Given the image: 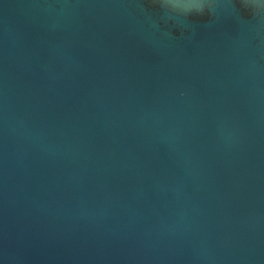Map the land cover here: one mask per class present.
Here are the masks:
<instances>
[{"label": "water", "instance_id": "1", "mask_svg": "<svg viewBox=\"0 0 264 264\" xmlns=\"http://www.w3.org/2000/svg\"><path fill=\"white\" fill-rule=\"evenodd\" d=\"M0 264H264V0H0Z\"/></svg>", "mask_w": 264, "mask_h": 264}]
</instances>
